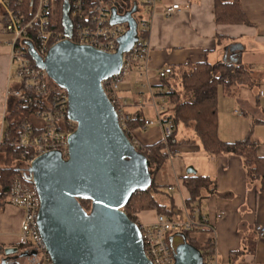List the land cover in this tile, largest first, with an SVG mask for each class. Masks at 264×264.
Here are the masks:
<instances>
[{"label": "crops", "instance_id": "crops-1", "mask_svg": "<svg viewBox=\"0 0 264 264\" xmlns=\"http://www.w3.org/2000/svg\"><path fill=\"white\" fill-rule=\"evenodd\" d=\"M172 3L180 4L181 10L171 17L158 13L153 18L148 32L147 63L133 64L121 82L118 91L120 101L131 117L141 114L144 121L156 122L160 104L155 98L161 83L160 70L186 61L243 63L249 67L258 85L252 90L247 87L238 90L234 98L241 107V113L233 123L218 118V137L232 142L243 139L252 126L261 127L259 131L254 128L251 134L257 142L256 155L264 158V95L260 94L264 88V0H239L245 22L238 24L215 21V0H161L159 6ZM3 13L0 1V138L4 129L6 91L17 83L10 65L12 34L1 27ZM166 102L162 105L161 118L167 114ZM252 120L258 124H253ZM181 128L180 133L177 129L176 139L187 143L170 148L165 165L155 176V181L166 185L165 191L171 194L176 206L175 214L181 218L185 216L182 205L189 193L181 183L182 178L188 174L208 176L214 181L215 191L201 205L205 225L200 231L205 232V236L201 239L197 233L193 236L201 243L214 239L220 264H264V236L255 232L257 226L264 227V191L252 190L238 155H210L202 150L190 129ZM132 133L142 145L163 139L162 129L157 123L135 127ZM167 162L170 170H166ZM170 186L174 189L169 190ZM156 214L155 209L147 208L137 217L140 222L149 223L154 221ZM22 221L20 207L7 204L1 208L0 251L4 257L7 252L17 250ZM252 231L255 232L254 251L232 255L242 247L243 235ZM170 238L174 245L182 242L179 234Z\"/></svg>", "mask_w": 264, "mask_h": 264}, {"label": "water", "instance_id": "water-1", "mask_svg": "<svg viewBox=\"0 0 264 264\" xmlns=\"http://www.w3.org/2000/svg\"><path fill=\"white\" fill-rule=\"evenodd\" d=\"M122 21L129 29L115 53L68 39L52 45L43 61L32 51L37 65L67 92V116L76 122L67 158L49 151L28 168L40 199L38 230L52 264H152L137 223L123 211L132 194L149 185L148 161L119 126L101 84L120 72L123 51L137 40L130 13L119 17L113 9L111 22ZM70 32L66 28L65 36ZM79 199L90 201L89 211ZM178 234L182 242L174 245L170 238L173 264H202L200 251ZM6 254L0 264L35 252Z\"/></svg>", "mask_w": 264, "mask_h": 264}, {"label": "built area", "instance_id": "built-area-1", "mask_svg": "<svg viewBox=\"0 0 264 264\" xmlns=\"http://www.w3.org/2000/svg\"><path fill=\"white\" fill-rule=\"evenodd\" d=\"M4 13L1 27L12 34L10 45V65L13 67V77L16 85L6 91V100L9 96L20 101L24 106L34 104L32 93L37 94L36 109L28 121H18L15 124L17 134L15 144L21 150V160L18 168L21 176L13 179L9 197L4 205L12 204L23 211V221L19 231L18 244L24 246L26 252H35L34 264H52L46 247L40 236L37 224L40 199L32 177H27L28 168L35 158L49 151H59L63 158L68 156V138L76 129V122L67 116V92L58 87L49 77L46 70L37 65V60L43 61L49 48L68 39L74 43L90 45L98 50L115 53L118 50V39L129 29V22L112 23V10L119 17L130 13L135 23L137 40L129 50L123 51L120 72L101 82L111 103L114 105L118 123L126 135L131 137L136 147L142 144L133 136L128 127L131 118L118 96L121 82L130 72L134 62L145 65L148 60L149 37L148 32L153 18L158 14L171 17L181 10L180 4L172 3L159 6L161 0H132L128 8L119 0H93L89 6V14L82 16L84 8H88L87 0H69L71 16L77 18L76 27L71 30L70 36L50 28L51 5L53 0H36L33 15L29 22L20 25L18 3L12 4L9 0H0ZM160 8V10H159ZM83 21V25L81 22ZM35 34L34 41L29 37L28 30ZM146 35V36H144ZM34 52L36 59L32 56ZM171 68L165 67L159 71V78H165ZM164 88L159 86L156 91V100L160 104L156 122L145 120L144 127L157 123L163 132V139L173 130L170 120L161 118V111L166 98ZM264 95V88L260 93ZM5 116V113H4ZM1 131V138L4 135ZM0 138V139H1ZM169 190L174 187L170 186ZM0 202V210H1ZM137 226L142 234L144 253L152 264H173L174 248L170 244V237L183 230L196 226L185 211L183 218L173 215L166 216L157 213L153 222L142 223L137 220ZM259 236H264V227L255 228ZM202 264H220L217 259L215 242L212 240L204 255Z\"/></svg>", "mask_w": 264, "mask_h": 264}, {"label": "trees", "instance_id": "trees-1", "mask_svg": "<svg viewBox=\"0 0 264 264\" xmlns=\"http://www.w3.org/2000/svg\"><path fill=\"white\" fill-rule=\"evenodd\" d=\"M12 4L18 3L20 25H26L33 15L36 0H9ZM88 1V8H84L82 16L89 14V6L93 0ZM131 8L132 0H119ZM77 18L71 16L69 0H53L51 5L50 28L64 33L66 28L73 30ZM81 25L83 21L79 20ZM215 21L217 23L238 24L244 23L239 0H215ZM29 37L34 41L35 34L28 30ZM146 36V35H144ZM135 63V62H134ZM170 73L160 78V86L164 88L163 95L167 98L168 110L165 120H170L173 130L164 139L149 145H141L136 149L142 153L149 166L151 179L149 185L135 192L123 208L126 215L137 223V214L147 208L155 209L157 213L166 216L175 214L176 206L170 193L165 191L166 185L158 184L154 179L164 166L167 159V150L176 145L187 143L186 140H177L176 132L180 127L190 129L202 150L210 155L234 154L238 155L245 166L246 178L255 192L264 191V158L256 155L257 142L252 138V130L240 140L225 142L218 137V90L224 95L236 97L242 87L253 89L258 85L251 70L243 63L215 62L207 60L193 63L186 61L183 64L169 66ZM34 104L24 106L14 97L9 96L6 102L4 116V135L0 139V202L1 207L9 197V191L14 177L21 176L18 162L21 160V150L15 144L18 121L30 120L33 112L39 108L38 96L33 94ZM144 126L141 114L131 117L128 127ZM130 140L131 137L127 135ZM189 195L184 198L182 208L187 212L189 219L196 225L191 229L183 230L181 234L187 242L195 246L204 255L213 238L199 242L193 236L197 231L203 230L205 225L202 218L201 205L204 199L214 193V181L208 176L188 174L181 180ZM86 211L90 209V201L79 199ZM256 232V231H255ZM255 232L243 235L242 247L234 254L252 253L255 247ZM170 242V241H169ZM171 244V242H170ZM172 245V244H171ZM25 252L24 246L17 245V253ZM4 258L0 251V262ZM6 264H18L10 260Z\"/></svg>", "mask_w": 264, "mask_h": 264}, {"label": "rangeland", "instance_id": "rangeland-1", "mask_svg": "<svg viewBox=\"0 0 264 264\" xmlns=\"http://www.w3.org/2000/svg\"><path fill=\"white\" fill-rule=\"evenodd\" d=\"M2 11H3V7H2ZM217 109H218V118H221V119L225 118V120H230L231 123L235 122L233 119L234 118H238L239 114L241 113V107L236 102V99L234 97H231V96L229 97V96L224 95L223 92L221 91V89L218 90ZM252 121H254V120H252ZM254 123L258 124L257 121H254L253 124ZM254 128L255 129L258 128V131L261 130V127H257L256 125L252 126V130L253 131H254ZM181 130H182V128L180 127L179 128V133L181 132ZM170 148L167 150V152H168L167 153V157L170 154V151H171ZM167 164L168 165L166 166V168H167L166 170H170V168H171L170 163L167 162ZM155 176H156V174H154V179H155ZM196 233H194V234L199 235L198 236L199 239H201V238H203L205 236L204 235L205 232H203V231L196 232ZM176 239H178V238H176ZM14 260L18 264H34V261L30 257V255L18 256Z\"/></svg>", "mask_w": 264, "mask_h": 264}, {"label": "flooded vegetation", "instance_id": "flooded-vegetation-1", "mask_svg": "<svg viewBox=\"0 0 264 264\" xmlns=\"http://www.w3.org/2000/svg\"><path fill=\"white\" fill-rule=\"evenodd\" d=\"M176 245V244H175ZM33 259V256H30Z\"/></svg>", "mask_w": 264, "mask_h": 264}]
</instances>
